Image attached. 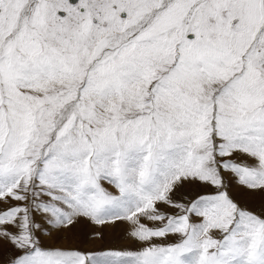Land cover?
<instances>
[{
    "label": "snow or ice",
    "instance_id": "6c2138e0",
    "mask_svg": "<svg viewBox=\"0 0 264 264\" xmlns=\"http://www.w3.org/2000/svg\"><path fill=\"white\" fill-rule=\"evenodd\" d=\"M0 264H264V0H0Z\"/></svg>",
    "mask_w": 264,
    "mask_h": 264
},
{
    "label": "rangeland",
    "instance_id": "374dc122",
    "mask_svg": "<svg viewBox=\"0 0 264 264\" xmlns=\"http://www.w3.org/2000/svg\"><path fill=\"white\" fill-rule=\"evenodd\" d=\"M109 239L115 241L116 243H120V244H123V243H126L122 238H121V235L119 233V231H117L115 234L111 235L109 237ZM123 240V241H122Z\"/></svg>",
    "mask_w": 264,
    "mask_h": 264
},
{
    "label": "bare ground",
    "instance_id": "6f19581e",
    "mask_svg": "<svg viewBox=\"0 0 264 264\" xmlns=\"http://www.w3.org/2000/svg\"><path fill=\"white\" fill-rule=\"evenodd\" d=\"M123 241V240H122Z\"/></svg>",
    "mask_w": 264,
    "mask_h": 264
}]
</instances>
